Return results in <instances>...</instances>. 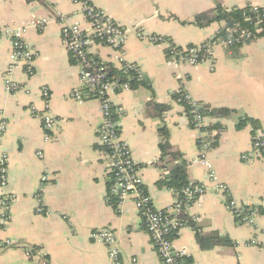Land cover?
Wrapping results in <instances>:
<instances>
[{
  "label": "crops",
  "instance_id": "1",
  "mask_svg": "<svg viewBox=\"0 0 264 264\" xmlns=\"http://www.w3.org/2000/svg\"><path fill=\"white\" fill-rule=\"evenodd\" d=\"M91 1L130 30L126 57L140 66L141 81L151 86L140 83L115 93L112 99L124 108L121 135L142 165L154 207L165 209L175 202L173 191L157 184L166 173L159 165L160 130L165 128L170 143L189 162L188 178L208 186L187 210L188 217L195 219L203 234L218 232L233 242L201 249L193 226L185 222L174 236L175 246L186 250L192 264H264V157L252 153L255 135L264 132V36L236 50L216 45L211 59L189 65L172 62L165 52L167 43L142 40L135 34L139 28L178 46L200 45L225 22L201 28L192 23L196 14L213 9L218 2L227 9L248 4L264 8V0ZM81 11L73 0H0V27L21 26L60 13L75 15L85 27ZM25 37L36 52L34 72L29 75L18 68L15 79L27 90L9 93L3 79L12 42L0 36V121L6 122V129L0 128V141L9 155V182L4 190L13 197L10 219L3 221L0 213V264H113L107 247L92 236L101 228L115 232L123 264H163L134 198L117 207L107 200L113 180L110 155L98 135L101 104L95 98L79 102L71 97L81 84L78 68L63 45L61 25L51 20L41 28L30 27ZM97 52L110 61L109 48ZM181 86L212 108L231 110L227 116L208 117L223 129L210 159L230 195L240 205L257 208V228L237 221L227 207L228 195L218 191L207 168L195 162L197 133L185 107L172 98ZM44 87L57 119L50 141L45 140L42 122L31 111L44 108ZM151 102L170 108L158 116L150 112ZM244 117L256 119L258 125L247 122L239 127ZM246 153L249 158L243 159ZM43 174L49 179L41 186ZM40 206L44 213L38 212Z\"/></svg>",
  "mask_w": 264,
  "mask_h": 264
},
{
  "label": "built area",
  "instance_id": "2",
  "mask_svg": "<svg viewBox=\"0 0 264 264\" xmlns=\"http://www.w3.org/2000/svg\"><path fill=\"white\" fill-rule=\"evenodd\" d=\"M75 4L82 7L81 15L86 26L75 15L57 14L56 16L34 18L25 25H5L0 27V36L8 37L12 42V49L9 56V63L4 73V85L9 93H16L20 90H27L15 79L18 68L23 67L29 75L34 72L33 62L36 52L25 35L30 27L41 28L51 20L61 25L62 42L73 59L74 65L78 68L79 81L81 86L74 89L71 97L79 102L89 98L99 100L101 104L102 122L98 128L99 141L107 146L110 151V172L113 185L107 194L109 203L115 196L117 204L133 197L135 206L142 216L146 230L163 264H192L187 261L190 256L185 249L175 246L174 236L179 232L184 222L182 214L203 195L208 186L204 183L191 181L190 185L183 190L184 197L175 194L173 205L165 209L154 207L151 195L149 194L141 174L142 165L136 161L129 144L121 135V119L124 115V108L113 102V95L124 90L131 89L132 79L138 81L143 79V72L137 63L131 62L126 57V44L130 37V30L123 24L112 18L104 9L95 5L91 0H73ZM254 9L258 5L251 4ZM139 39L153 43H167L168 47L174 44L164 37L147 33L142 29H135ZM251 37L247 29L240 31L233 30L226 37L217 36L205 41L200 45L185 46L178 51H172L169 59L174 63L197 65L213 57V49L216 45H222L230 51L234 43H246ZM109 48L112 51L110 61L100 57L97 49ZM111 68L122 70L126 76L112 75ZM179 90V89H178ZM186 90V89H185ZM41 93L45 99V106L42 110L31 108L33 115L42 122L45 132V140L52 139L56 125V117L52 114L49 104V90L44 87ZM185 100L190 104V112L193 114L191 127L197 133V145L199 156L196 163H201L207 168V175L211 182L216 184V189L227 196V207L233 213L237 221L255 228L258 227V210L253 206L240 205L230 195L226 183L219 181L214 164L210 159V152L213 150V143L222 134L221 127H212L213 123L208 120V115L200 112L206 108L205 103L194 99L187 91L184 93ZM1 131L6 129V122L0 121ZM252 153L264 157V132L255 135L252 143ZM43 156L42 152L38 153ZM243 159L248 155L243 154ZM149 163H154L150 161ZM9 155L0 141V213L3 221L11 217L10 208L13 200L12 195L5 192L9 182L8 175ZM48 175L43 174L41 186L48 180ZM113 195V196H112ZM38 212L44 213L42 206ZM92 236L102 242L108 250L109 257L113 264H123L121 250L118 247L115 232L109 228H101L93 232ZM256 239L251 244L256 243ZM36 251V250H35ZM37 252V251H36ZM27 254L30 256V252Z\"/></svg>",
  "mask_w": 264,
  "mask_h": 264
},
{
  "label": "trees",
  "instance_id": "3",
  "mask_svg": "<svg viewBox=\"0 0 264 264\" xmlns=\"http://www.w3.org/2000/svg\"><path fill=\"white\" fill-rule=\"evenodd\" d=\"M31 2L33 0H27ZM224 21V27L215 35L226 37L230 34L231 31L237 30L240 31L242 29H247L251 32V37L247 39V42H250L256 38L264 36V8L258 7L254 9L251 4H248L244 7H233L231 9H227L222 6L220 2L211 10L203 11L195 15L192 23L203 28L207 27L213 22ZM165 38V37H164ZM168 39V38H166ZM245 44V43H244ZM243 45L242 43H234L231 45V50L238 49L239 46ZM193 46V45H189ZM182 48V46L175 45L173 47L166 48V55L168 58L171 56L172 51H178ZM112 75H119L120 77L126 76V74L122 70L112 69ZM132 88L141 84H145L151 86L141 80H137L136 78L130 81ZM186 92L184 86H181L179 90H176L172 93V98L179 103H181L185 107V112L189 119V124L191 125V121L193 119V114L190 112L191 106L185 100L184 93ZM206 108H201L200 112L204 115L208 116H227L231 113L230 109L227 108H212L209 105L205 104ZM150 112L156 114L158 116H162L164 112L168 111L170 108L169 104L165 103H157L151 102L148 105ZM247 122H251L254 126L258 125V121L251 117H244L239 122L238 126L242 127ZM217 123H214L212 127H219ZM162 140L159 144L161 155L159 158V165L166 172L161 176V179L157 182L159 187L167 188L173 191L174 194L178 193L180 199L185 198L183 190L190 185L191 180L188 178V165L189 162L183 157V154L170 143L169 140V132L167 129L163 128L160 130ZM217 140L213 143V148L216 146ZM107 152L110 149L107 146H104ZM111 183V182H110ZM108 185L111 187V184ZM113 196V195H112ZM111 204L114 207H117V199L115 196L112 197ZM183 222H188L193 226V229L196 232V239L201 249H210L219 245H230L232 244V240L227 237L220 235L218 232H211L209 234H203L200 228L197 226L195 219H190L188 217V213L184 212L182 214ZM27 246V245H26ZM33 248V250H35ZM189 263H192L191 258H187Z\"/></svg>",
  "mask_w": 264,
  "mask_h": 264
}]
</instances>
